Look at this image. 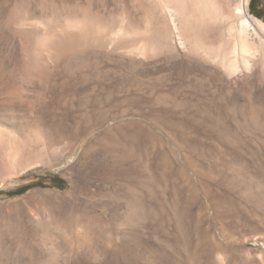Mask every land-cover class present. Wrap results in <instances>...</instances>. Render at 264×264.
Instances as JSON below:
<instances>
[{
    "label": "rangeland",
    "instance_id": "rangeland-1",
    "mask_svg": "<svg viewBox=\"0 0 264 264\" xmlns=\"http://www.w3.org/2000/svg\"><path fill=\"white\" fill-rule=\"evenodd\" d=\"M78 3L0 0V125L48 137L43 163L0 185L3 264H264V85L24 56L14 16L49 26L40 7ZM251 12L264 21V0Z\"/></svg>",
    "mask_w": 264,
    "mask_h": 264
},
{
    "label": "bare ground",
    "instance_id": "bare-ground-1",
    "mask_svg": "<svg viewBox=\"0 0 264 264\" xmlns=\"http://www.w3.org/2000/svg\"><path fill=\"white\" fill-rule=\"evenodd\" d=\"M82 2L85 5L56 10L45 3L38 16L51 18L54 23L49 26L30 22L35 11L29 8L14 16L24 56L65 55L84 70H98L96 60L109 59L132 72L160 61H186L226 85L241 77L264 85V21L252 14V0H122L118 13L109 17L94 6V0ZM22 132L0 125V185L7 176L21 174L45 159L47 135ZM3 248L0 236V264ZM9 259L17 264V253Z\"/></svg>",
    "mask_w": 264,
    "mask_h": 264
},
{
    "label": "trees",
    "instance_id": "trees-1",
    "mask_svg": "<svg viewBox=\"0 0 264 264\" xmlns=\"http://www.w3.org/2000/svg\"><path fill=\"white\" fill-rule=\"evenodd\" d=\"M252 3V2H251Z\"/></svg>",
    "mask_w": 264,
    "mask_h": 264
}]
</instances>
